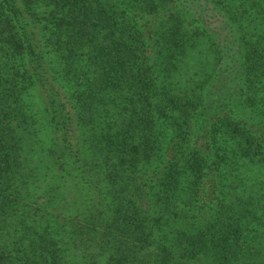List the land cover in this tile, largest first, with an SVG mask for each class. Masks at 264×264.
Instances as JSON below:
<instances>
[{
    "label": "trees",
    "instance_id": "16d2710c",
    "mask_svg": "<svg viewBox=\"0 0 264 264\" xmlns=\"http://www.w3.org/2000/svg\"><path fill=\"white\" fill-rule=\"evenodd\" d=\"M235 114L264 129V0H0V264H264Z\"/></svg>",
    "mask_w": 264,
    "mask_h": 264
},
{
    "label": "rangeland",
    "instance_id": "374dc122",
    "mask_svg": "<svg viewBox=\"0 0 264 264\" xmlns=\"http://www.w3.org/2000/svg\"><path fill=\"white\" fill-rule=\"evenodd\" d=\"M218 22V19L216 16H208L207 17V25L215 24ZM41 103L34 104L33 102L27 103V108H31V110H35L34 114L32 115V118L34 120V126H36L38 129H42V111L40 110ZM224 114H233L231 111L228 112V110L223 111ZM234 116H239L242 123L246 124L247 127H249L255 136H258L263 142H264V129H261V127L257 126L256 124H253L250 120L241 118L240 115L235 114ZM206 122L203 120L197 121L192 128L191 131V137L189 138V141L192 142L194 145L201 147L202 150H205V140H206V127L204 126ZM43 134V130L40 132H36L34 135H41ZM33 136V135H31ZM30 140L25 143V147H27V144H35V142L32 139H35L33 137L29 138ZM36 158L31 161L32 166H40L41 159ZM38 160V161H37ZM34 178L33 171L31 172ZM36 179V178H34ZM212 179V175L210 172H208L204 178V180L201 183L200 192L198 194L199 203L206 201L211 196L210 193V181Z\"/></svg>",
    "mask_w": 264,
    "mask_h": 264
}]
</instances>
